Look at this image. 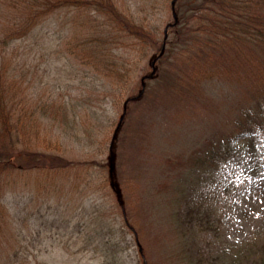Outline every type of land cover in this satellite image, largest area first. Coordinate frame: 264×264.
I'll list each match as a JSON object with an SVG mask.
<instances>
[{
    "label": "rangeland",
    "instance_id": "obj_1",
    "mask_svg": "<svg viewBox=\"0 0 264 264\" xmlns=\"http://www.w3.org/2000/svg\"><path fill=\"white\" fill-rule=\"evenodd\" d=\"M122 1L132 9L142 2ZM148 11L149 32L157 31L160 41L173 21L169 1L160 0ZM71 16L59 12L45 18L14 44L27 65H37L42 74L37 88L45 95L93 91V73L65 51L74 35ZM155 55L156 48L149 46L130 52L128 81L101 99L106 118L92 135L94 145H74L66 152L73 159L94 153L106 157L104 146L101 154L93 149L113 135L123 109L131 110L114 160L135 232L123 226L117 210L111 211L110 196L93 187L95 176L88 179V169L81 178L74 171L15 172L18 176L3 197L7 208L0 230V264H142L139 244L149 264H233L228 253L232 245L241 244L249 253L250 242L264 241V131L242 133L236 149L207 168L194 161V149L224 129L225 111L239 97L231 83L235 81L214 76L202 83L216 110L198 102L189 110L186 100L165 103L160 93L170 79L166 77L159 82L149 79L151 87H159H150V94L135 100L146 87L142 76L152 71ZM73 63L81 68L78 76L69 72ZM59 74L66 88H54Z\"/></svg>",
    "mask_w": 264,
    "mask_h": 264
},
{
    "label": "trees",
    "instance_id": "obj_2",
    "mask_svg": "<svg viewBox=\"0 0 264 264\" xmlns=\"http://www.w3.org/2000/svg\"><path fill=\"white\" fill-rule=\"evenodd\" d=\"M159 1H137L139 6L132 9L122 0H0V230L7 208L3 197L18 176L14 177L15 172L74 171V176L80 174L81 178V172L88 169V179L95 176L93 187L101 188L107 199L110 196L111 211L117 210L123 226L135 232L129 216L131 207L123 198L114 160L131 110L123 109L113 135L93 149L98 151L104 146L106 157L97 158L94 153L73 159L66 155L70 146L94 145L92 135L106 118L102 98L128 81L129 55L133 50L156 48L153 73L144 77L146 87L135 100L151 93L150 81L159 82L166 77L170 79L160 93L165 103L186 100L189 110L195 102L216 110L211 108L210 96L202 83L214 76L235 81L231 83L239 97L225 111L224 129H218L194 149V161L202 165L200 168H207L235 150L242 133L264 131V0H168L173 21L157 41V31L149 32L147 15L148 9ZM59 12L73 14L74 35L65 43V51L79 66L93 73V91L67 97L61 92L45 95L37 88L42 81L37 65H27L26 57L14 45L45 18ZM73 65L69 72L78 76L81 68ZM79 77L82 83L84 74ZM64 82L59 74L53 86L59 89L65 86ZM177 109L182 110L179 106ZM260 149L264 150V143ZM103 152L100 149L96 154ZM250 243L249 253L241 244L232 245L228 250L230 263L264 264V241ZM139 256L142 264H147L148 256L140 244Z\"/></svg>",
    "mask_w": 264,
    "mask_h": 264
},
{
    "label": "water",
    "instance_id": "obj_3",
    "mask_svg": "<svg viewBox=\"0 0 264 264\" xmlns=\"http://www.w3.org/2000/svg\"><path fill=\"white\" fill-rule=\"evenodd\" d=\"M153 71V70H152Z\"/></svg>",
    "mask_w": 264,
    "mask_h": 264
}]
</instances>
